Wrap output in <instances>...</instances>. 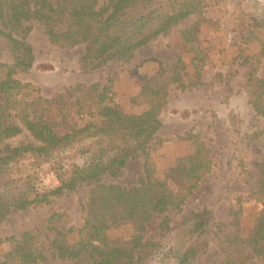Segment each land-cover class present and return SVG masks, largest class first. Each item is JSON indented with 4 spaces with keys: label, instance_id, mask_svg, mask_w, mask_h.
<instances>
[{
    "label": "trees",
    "instance_id": "obj_1",
    "mask_svg": "<svg viewBox=\"0 0 264 264\" xmlns=\"http://www.w3.org/2000/svg\"><path fill=\"white\" fill-rule=\"evenodd\" d=\"M206 5L207 0H0V222L13 212L50 206L65 192L90 187L78 226L62 227L57 219L63 213L53 211L41 224L4 238L12 246L0 264H52L53 259L65 264H149L158 255L156 264L164 258L171 264H190L206 246L208 209L190 210L174 225L167 215L182 210L200 179L212 171L214 162L205 141L189 135L193 152L177 157L169 167L167 174H177L182 181L179 193L154 176L148 163L151 149L165 141L156 136L166 103L163 86L145 84L151 106L133 114L115 104L110 84L76 83L44 98L37 87L15 77L34 65L27 40L33 20L42 24L54 46L84 44L79 70L87 73L108 61L128 62L138 49L182 20L201 14ZM258 82L264 86V77ZM253 108L264 118L262 103L253 102ZM24 131L25 140L16 145L5 142ZM25 157L30 161L20 168ZM77 157L79 162L72 160ZM138 157L143 159V175L135 184L101 181L104 175L120 176L128 161ZM46 163L58 184L42 189L38 170ZM259 165L260 176L249 199L259 201L261 211L250 236L235 234L229 242L250 248L264 264V162ZM156 215H161L160 235L169 232L168 238L146 237V224ZM120 222L133 227L126 243L112 242L106 234Z\"/></svg>",
    "mask_w": 264,
    "mask_h": 264
},
{
    "label": "rangeland",
    "instance_id": "obj_2",
    "mask_svg": "<svg viewBox=\"0 0 264 264\" xmlns=\"http://www.w3.org/2000/svg\"><path fill=\"white\" fill-rule=\"evenodd\" d=\"M43 30L40 22L32 21L27 40L33 48L34 65L15 77L37 87L44 98L76 83H106L123 112L139 114L151 106L145 84L167 90L166 103L158 116L161 126L156 132L157 139L165 141L151 149L148 163L154 176L165 179L174 193L180 192L182 181L177 174H167L169 167L177 157L193 152L189 135L205 141L214 162L212 171L200 179L182 210L167 212L169 224L174 225L190 210L209 211V228L204 235L207 244L190 264L262 263L261 257L252 256L250 248H237L229 239L235 234L250 236L262 207L259 201L249 199V194L259 179V164L264 162V118L253 108V102L264 106V86L258 82L264 77V0H207L201 14L191 15L158 35L128 62L108 61L87 73L79 70L84 44L54 46ZM42 64L51 68L42 69ZM26 137L24 131L5 142L16 145ZM29 161L27 157L21 159L20 168ZM38 173L40 188L58 184L49 163ZM141 175L143 159L138 157L128 161L120 176L104 175L101 181L130 186ZM89 193L90 187L82 186L56 197L50 206L9 214L0 222V261L12 246L4 238L41 224L53 211L63 213L57 219L62 227L78 226ZM160 220L161 215H156L146 224V237L158 240L165 234L170 236L169 232L160 235ZM106 234L112 242L126 243L133 227L120 222ZM159 258L149 264H156ZM51 263L65 264L59 259ZM171 263L169 258L162 261Z\"/></svg>",
    "mask_w": 264,
    "mask_h": 264
}]
</instances>
